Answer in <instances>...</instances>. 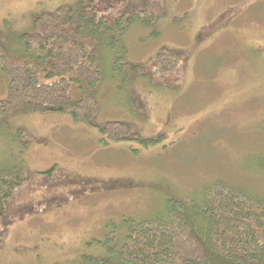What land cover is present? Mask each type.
<instances>
[{"label": "rangeland", "instance_id": "374dc122", "mask_svg": "<svg viewBox=\"0 0 264 264\" xmlns=\"http://www.w3.org/2000/svg\"><path fill=\"white\" fill-rule=\"evenodd\" d=\"M89 1L108 9L97 18L126 12L125 71L135 74L128 88L101 82L96 124L122 121L164 139L103 143L66 112L0 119V174L18 169L24 179L0 220V264H82L105 253L104 235L122 218L153 217L214 181L264 196V0H0V41L15 51L42 13ZM144 8L150 25L134 18ZM162 48L183 52L180 88L145 73ZM6 93L0 71V101Z\"/></svg>", "mask_w": 264, "mask_h": 264}, {"label": "trees", "instance_id": "16d2710c", "mask_svg": "<svg viewBox=\"0 0 264 264\" xmlns=\"http://www.w3.org/2000/svg\"><path fill=\"white\" fill-rule=\"evenodd\" d=\"M90 2L42 13L33 29L20 35L15 51L0 41V71L7 79L0 119L12 113L66 112L95 127L103 143L112 134L116 142L158 144L164 135L144 137L122 121L95 122L99 107L95 93L101 82L121 78L128 88L135 74L125 71L124 41L132 25L126 12L97 18L100 10L104 14L108 9ZM152 13L144 8L134 18L150 25ZM182 53L158 50L143 65L149 81L180 88ZM22 176L13 168L0 174V220L13 191L23 183ZM120 225L108 227L102 241L105 253L84 256L82 264H264V196L222 181L206 186L198 198H169L155 216L125 217Z\"/></svg>", "mask_w": 264, "mask_h": 264}]
</instances>
